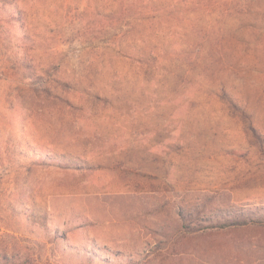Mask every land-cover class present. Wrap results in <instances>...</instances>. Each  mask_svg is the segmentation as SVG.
I'll return each mask as SVG.
<instances>
[{
	"label": "rangeland",
	"instance_id": "1",
	"mask_svg": "<svg viewBox=\"0 0 264 264\" xmlns=\"http://www.w3.org/2000/svg\"><path fill=\"white\" fill-rule=\"evenodd\" d=\"M0 264H264V0H0Z\"/></svg>",
	"mask_w": 264,
	"mask_h": 264
}]
</instances>
